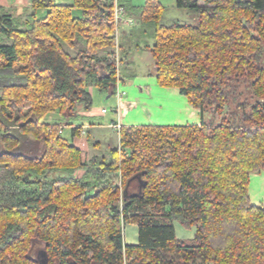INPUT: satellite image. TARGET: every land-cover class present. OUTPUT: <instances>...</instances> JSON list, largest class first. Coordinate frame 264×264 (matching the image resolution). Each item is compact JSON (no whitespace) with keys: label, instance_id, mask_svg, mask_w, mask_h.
I'll list each match as a JSON object with an SVG mask.
<instances>
[{"label":"trees","instance_id":"1","mask_svg":"<svg viewBox=\"0 0 264 264\" xmlns=\"http://www.w3.org/2000/svg\"><path fill=\"white\" fill-rule=\"evenodd\" d=\"M176 6L194 22L163 24L160 4L121 7L154 38L157 82L179 88L201 124L123 126L110 161L93 162L94 182L48 175L81 164L63 131L91 109L89 88L113 96L123 80L114 0H33L24 27L0 14V264H264V205L249 195L264 171V0ZM38 9L49 12L38 19ZM243 84L258 100L250 112ZM213 106L217 125L204 119ZM51 112L62 119L48 122ZM175 221L196 226L195 238L179 239ZM122 222L138 226L137 245Z\"/></svg>","mask_w":264,"mask_h":264},{"label":"crops","instance_id":"2","mask_svg":"<svg viewBox=\"0 0 264 264\" xmlns=\"http://www.w3.org/2000/svg\"><path fill=\"white\" fill-rule=\"evenodd\" d=\"M100 1L106 2L107 0ZM54 2L59 6H73L75 4V0H54ZM119 3L120 6L132 11H136V9L143 7L148 3L160 4L167 8L165 14L168 12L166 0H119ZM174 3L176 6V0H174ZM32 10L33 0H0V14L12 16L15 22L21 27H24L25 23L29 20ZM48 12V9H38L37 18H45ZM82 14V11L79 9L73 10V15L76 18H80ZM134 14L135 13H133V15ZM124 17L132 19L135 22L132 25L123 24L125 28L123 27L122 31H119L117 37L119 44L126 45V48L124 49L126 50L124 52L125 54L122 55L124 61L121 65L119 64L120 76L123 80L119 81L117 85V90L119 89L125 94L120 100V103L117 96L115 97L117 98V106L115 107L116 110H113L114 112L112 113L114 115L112 116H109V112H103L105 108H96L94 103L89 110L81 107L80 118L75 121H78L83 125L82 131H85L86 133H82L81 130V132H77L71 129V142L81 150L84 158L86 157V153H91L92 149L90 146L94 145L92 146L94 148L93 150L100 148L102 144L101 139L106 135V130H111L118 135L120 145L119 131L112 126V124L117 122L125 127L139 125L199 126L201 124V118L203 116L201 111L189 102L187 96L182 94L179 88L163 87L157 82L155 76V61L150 50V47L155 43L154 38H151L152 42H149V38L147 37H149L150 34H145L142 25L136 20V18L128 16ZM133 36H138L143 40V42H141L142 44H137L133 48L135 49V53H133L132 48H129V46L132 45L130 44V41L133 39ZM0 42H3L1 36ZM140 62L151 63L152 69L145 70V74H137L138 72L135 68ZM109 97L112 96L109 95ZM49 114L51 115L49 116ZM49 114H47V118L50 117L51 120L46 119L45 117L48 122H58L62 119L61 115L57 112H51ZM204 119L207 121L205 114ZM84 135L87 136V139L82 137ZM91 157H93V159L98 158L95 153L92 154ZM252 176H257V174H252ZM252 204L258 205L259 203L256 204L252 202ZM174 226L176 235L179 239L190 241L195 238L197 231L196 227L186 229L177 222H174ZM125 228L127 230V233L125 232L126 234H124L125 244L137 245L139 243L138 226L130 223L127 224Z\"/></svg>","mask_w":264,"mask_h":264},{"label":"rangeland","instance_id":"3","mask_svg":"<svg viewBox=\"0 0 264 264\" xmlns=\"http://www.w3.org/2000/svg\"><path fill=\"white\" fill-rule=\"evenodd\" d=\"M166 5L168 7V12L165 14V16L162 19L163 24L170 25V24H173L174 22L191 24L194 22V13L186 9H182V10L178 9L175 6L174 0H166ZM123 27L125 28V26H123L122 24L120 26V31H122ZM143 30L145 29L143 28ZM147 38H149L148 39L149 42H152L151 41L152 36H149ZM141 42H143V40H141L138 36L137 37L133 36V39H131L130 41V44L132 45H130L129 48L133 49L137 44H142ZM132 51L133 53H135V49H133ZM148 69L150 70L152 69L151 63H141L140 62L137 64L135 68V70L138 72L137 74L139 75L145 74L144 73L145 70H148ZM124 73H125V70H124ZM89 91L92 94L93 103L96 108L97 107H99L100 109L105 108L107 112L110 113L109 116L114 115L112 112H114L113 110H116L115 107L117 106L116 104L117 98H115L116 95L109 97L107 93L102 92L95 87H90ZM239 93L241 94L240 104H244L245 110L247 112H250V110L255 106L258 100L252 96L251 90L247 84H243L239 88ZM215 109L216 108L213 106V107H206V110H205V117L207 119L206 123L210 125H217L222 120V116L219 115ZM226 110L229 112H234V113H238L241 115V111L238 108V103L231 102ZM50 115L51 114H49V116ZM47 116H46V119L51 120V118L50 117L47 118ZM71 129L72 127L70 125H64L63 136L67 138L70 142H71V131H72ZM82 137L84 139H87V136L85 135ZM101 140H102V144L100 148H97V150H93L94 148L92 146L94 145L90 146L92 149L91 153L90 154L86 153L85 158L82 156V161H81V164L79 165V168H77L72 174L70 173L68 175L67 173H64V172H50L48 175L49 176L48 178L50 180H53L57 177L60 178V177L65 176V177H71V178L73 177L74 179H83L84 181L94 182L95 181V173H94L95 171L92 167L93 162L110 161L112 151L119 147L118 135L111 130H106V135H104L103 139ZM94 153L98 157L97 160L91 157V155ZM256 174L257 176H252L250 178V188H249L250 199H252L251 201L256 204L259 203L258 205H264V171L260 172L259 174L258 173ZM110 177L114 178L113 180L114 187L121 191V189L123 188L122 181H121V175L119 174L118 176H116V175L110 174ZM118 201L120 205L123 204V192H120V195L118 196ZM175 222H177L179 225L185 228L179 221H175ZM122 226H123V237H124V234L127 233V230L125 228L126 224L122 222ZM192 227H196V226H192Z\"/></svg>","mask_w":264,"mask_h":264},{"label":"built area","instance_id":"4","mask_svg":"<svg viewBox=\"0 0 264 264\" xmlns=\"http://www.w3.org/2000/svg\"><path fill=\"white\" fill-rule=\"evenodd\" d=\"M114 3H115V21H116V25H117V29H118V30H117V37H118V35H119V31H120V26H121L122 24L132 25V24H134L135 22H134V20H132V19H128V18H126V17L123 16V13H122V12H123V9H122V7L120 6L119 0H114ZM124 94H125V93H124L123 91H120L119 89L117 90V92H116V96H117V98H118V100H119V103H120V100L122 99V97H123ZM103 112L106 113L107 110L104 109ZM69 125H70L72 128H74V129H79V130L82 131L83 125H82L81 123H79L78 121H75V120L70 121V122H69ZM112 126H113L116 130H118V131H120L121 128L123 127V126L121 125V123H119V122L112 124ZM82 133H86V132H85V131H82Z\"/></svg>","mask_w":264,"mask_h":264}]
</instances>
